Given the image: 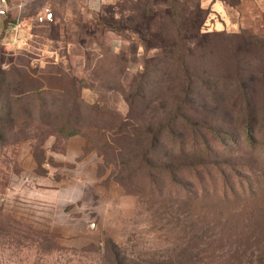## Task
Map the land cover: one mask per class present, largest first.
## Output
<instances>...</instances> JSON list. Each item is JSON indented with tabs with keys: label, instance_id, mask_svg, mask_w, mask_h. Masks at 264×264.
Listing matches in <instances>:
<instances>
[{
	"label": "rangeland",
	"instance_id": "obj_1",
	"mask_svg": "<svg viewBox=\"0 0 264 264\" xmlns=\"http://www.w3.org/2000/svg\"><path fill=\"white\" fill-rule=\"evenodd\" d=\"M41 4L0 16V264H264V9Z\"/></svg>",
	"mask_w": 264,
	"mask_h": 264
},
{
	"label": "crops",
	"instance_id": "obj_2",
	"mask_svg": "<svg viewBox=\"0 0 264 264\" xmlns=\"http://www.w3.org/2000/svg\"><path fill=\"white\" fill-rule=\"evenodd\" d=\"M33 1L35 0H30L29 4ZM126 1L138 2V0ZM115 2L116 0H42L41 6H47L54 12V14H59L63 18H66L69 17L72 12L81 9L96 11L103 5L113 4ZM199 2L206 7L205 9L207 16L209 17V23L212 26H226L227 24L225 22H238L240 11L252 12L256 5L259 9H264V0H199ZM58 20L60 21V17ZM12 23L13 22H7L6 27L12 29ZM20 25V35H18V38H21V40L23 38H29L31 30L29 31V29L24 28V25L21 22Z\"/></svg>",
	"mask_w": 264,
	"mask_h": 264
},
{
	"label": "built area",
	"instance_id": "obj_3",
	"mask_svg": "<svg viewBox=\"0 0 264 264\" xmlns=\"http://www.w3.org/2000/svg\"><path fill=\"white\" fill-rule=\"evenodd\" d=\"M30 0H0V16H5L9 10L12 8L17 9V14L13 17V23L11 24L14 33L12 37V42L18 40V35L16 33L19 25H20V18H19V11L26 8L25 6L29 4ZM52 11L47 6H41L37 11L34 12L32 15V21L34 23H45L52 19Z\"/></svg>",
	"mask_w": 264,
	"mask_h": 264
},
{
	"label": "trees",
	"instance_id": "obj_4",
	"mask_svg": "<svg viewBox=\"0 0 264 264\" xmlns=\"http://www.w3.org/2000/svg\"><path fill=\"white\" fill-rule=\"evenodd\" d=\"M107 5H110V4H107ZM111 5H112V4H111ZM103 6H106V5H103ZM103 6H102L101 8H103ZM101 8H100V9H101ZM144 9H145V8H144ZM146 9H147V8H146ZM7 15H8V13H7L5 16H7ZM52 19H53V17H52ZM52 19H51V20H52ZM13 20H14L13 18H10V17H9V19H8L7 22H8V23H9V22H13ZM51 20H49V21H47V22H45V23H48V22H50ZM7 22H6V23H7ZM222 195H226V192L223 191V192H222Z\"/></svg>",
	"mask_w": 264,
	"mask_h": 264
}]
</instances>
